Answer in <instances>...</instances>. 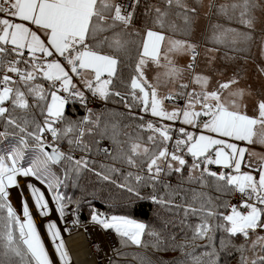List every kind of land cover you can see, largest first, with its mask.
I'll return each mask as SVG.
<instances>
[{
	"label": "snow or ice",
	"instance_id": "1",
	"mask_svg": "<svg viewBox=\"0 0 264 264\" xmlns=\"http://www.w3.org/2000/svg\"><path fill=\"white\" fill-rule=\"evenodd\" d=\"M141 3L142 0H0V118L4 121L0 140L7 139L10 128L19 130L16 146L0 154V237L5 248L4 256L15 255L22 264H72L56 221L50 219L47 228L58 260L50 256L41 238L28 199H22V216L13 207L9 188H20L19 178L35 177L37 181L46 183L47 188L43 190L42 186L28 184L29 197L40 215L50 217L58 211L60 218L64 217L66 206L71 201L58 191L62 181L52 172L53 166L67 162L76 172L91 171L102 180L115 183L104 171L90 167L94 161L66 154L48 144L44 136L50 133L54 140L71 136L69 145H84L83 137L92 132L89 123L99 124V120H90L91 109H88L89 116L77 122L67 119L64 111L70 98L86 105L88 97L82 90L86 89L104 100L110 95L119 97L129 109L139 107L142 112L161 120L182 121L183 125L194 129L142 122L139 127L144 128L146 124L154 135L123 141L128 144L127 150H121L118 157H113L121 158L138 169L134 177L137 183L147 180L155 188L157 182L163 183L162 174L176 173L183 179L187 169L189 180L196 179L203 186L208 183L207 178H214L217 190L241 194L244 211L238 210L236 205L229 206L227 202L218 205L203 192L193 190L191 202L184 206L185 213L200 214V223L192 228L190 240L179 241L176 235H172L168 238L169 244L161 239L160 233L151 231L149 235L156 238L154 247L160 249L163 246V250L191 247L193 252L199 247L212 248V251L203 253L208 257L207 261L198 256L193 259L196 264H218L219 254L210 233L214 228H223L231 237L240 235L244 238V243L233 245L240 253V264H264V255L256 254L255 259L248 255L255 253L257 248L264 251V156L254 160L256 153L249 152L254 141L264 144V99L257 102L255 114L250 115L247 105L242 102L246 89L238 87L237 78L218 80L216 87L210 90L208 85L212 77L194 74L189 83L179 85L184 90L178 94L185 101L184 105L171 110L164 107V101L175 100L176 95L161 96L160 75H157L155 83H150L144 68L149 61L153 62L166 70L164 76L169 77L170 82L171 78L181 77L183 72L195 69L199 55L197 44L189 39L174 38L177 33L187 36L198 15V8L190 6L188 0H160L159 6L145 8L144 14L151 16L153 27L158 25L161 30H146V39L140 46L135 64V75L129 82L127 95L139 104L128 105L125 94L110 91L115 87L113 80L117 78L121 63L119 53L127 50V37L132 34L129 29ZM210 6L218 8L229 20H237L239 26L246 29L241 31L239 27L225 28L218 24L215 26L220 32L216 37L218 43H224L225 38H230L233 44L250 40L259 20L256 12H264V0H226L223 4H216L213 0ZM177 19L183 24L178 25ZM177 53L190 55L191 62L183 69L177 67L172 59ZM258 71L264 73V67H258ZM73 74L81 78V85L74 83ZM41 77L50 82L49 89L35 83ZM193 84L198 85L199 90L192 87ZM30 97L35 98V103H30ZM34 107L39 108L43 116L39 122L32 113ZM18 109L22 111L18 112ZM137 118L143 120V117ZM173 131L178 133L177 137L171 135ZM84 148L87 150V145ZM28 149L33 150L34 157L27 166H23L20 162ZM186 155L192 158L191 164L185 159ZM209 165L229 171H211ZM111 170L119 171L115 167ZM63 175L67 177V167ZM132 176L133 173L128 172L126 179ZM119 187L137 197L140 195L129 184L121 183ZM164 187L169 188L170 185L164 183ZM46 191L53 195L46 197ZM151 199L165 206L172 204L171 200L157 195H152ZM50 200L55 201V207L50 206ZM218 207H230V211L225 215L217 210ZM220 218L223 224L211 222ZM91 220L104 229H114L124 238L123 243L131 242L138 246L144 243L142 238L148 228L145 223L127 216H105L95 210ZM197 240H207L208 243L196 244ZM3 264L16 262L5 260Z\"/></svg>",
	"mask_w": 264,
	"mask_h": 264
},
{
	"label": "trees",
	"instance_id": "2",
	"mask_svg": "<svg viewBox=\"0 0 264 264\" xmlns=\"http://www.w3.org/2000/svg\"><path fill=\"white\" fill-rule=\"evenodd\" d=\"M160 0H142L141 6L137 8V16L134 17L132 28L129 31L132 33L127 37L129 44L126 51L119 53L121 63L118 66L117 78H114V88L110 91H120L125 94V98L128 105H138L139 101L133 100L128 94L130 87L129 82L133 75H135V64L138 62L139 49L145 38V31L148 28L160 29L159 26L153 27L151 23V16L144 14L145 8L149 5L159 6ZM218 11V8L214 10ZM216 13L213 12L211 17V23L208 30L215 29L214 22H218L223 26L239 27L241 31H246L245 28L239 26V24L230 23L227 20H216ZM177 24H183L182 20L177 19ZM191 29V28H190ZM170 31V30H169ZM257 31L252 33L254 42H257ZM255 35V36H254ZM245 41V43H229L227 45H219L229 50L239 51L246 55H249L254 50V44ZM221 44V43H220ZM216 45V46H217ZM218 47V46H217ZM242 55V56H243ZM35 83L42 84L44 88L49 89L50 82L41 78H38ZM64 94V93H63ZM139 94V93H138ZM30 103H35V98L30 97ZM107 105L104 109H92L90 120H99V124L89 123V127L92 128L91 133H86L83 137L84 145H87V150L84 145L68 144V139L71 136L61 138L58 140V148L60 151L71 154H79L80 157H85L90 161H94V164H90V167H94L96 171H104L106 175H110L112 180L104 181L96 176L91 171L82 170L76 172L72 170V166L64 162L61 165H55L52 167V172L55 176L59 177L62 181L58 191L68 198L77 211V215L80 221L87 222L91 218L93 210L100 211L106 216L117 215L127 216L131 219L144 222L148 225L145 230V235L142 238L144 243L142 245H135L131 242L123 243L124 238L119 236L120 247L116 258H114L111 264H196L193 257H201L202 260L207 261L208 257L203 256V253L212 251V248L199 247L193 252L191 247H187L183 250L177 248L172 250L168 247V250H163V246L160 249L154 247L156 238L149 235L151 231L160 233L162 240L168 241V238L172 235H176L177 240L187 241L192 236V228L200 223V214L192 215L185 213V205L187 202H191V192H203L206 197H211L216 204L221 202H227L230 206L233 195L235 192L226 194L217 190L216 181L214 178H207L208 183L206 185L201 184L196 179H188V170L186 169L181 175L171 173L169 175L161 176L163 183L157 182L155 188L152 183L145 181L144 183H137L134 179L138 172V169L129 166L121 158L118 157L121 150L126 151L128 144L122 143L123 141L135 139L136 137L146 138L147 136L154 135V133L147 129L146 124L144 128H140L139 125L142 122L151 121L150 114H145L139 107H132L129 109L119 97L109 96L105 100ZM50 102V101H49ZM88 103V100H87ZM87 103L82 105L78 99H69V103L65 106L64 115L67 119L77 122L84 117L89 116L87 113ZM21 112L22 110H17ZM32 113L37 122L43 119L39 108H33ZM137 117H143V120ZM63 126V125H61ZM115 126V127H114ZM4 130V121L0 118V131ZM29 130H32V126H29ZM9 135L7 139L0 140V154H4L5 150H9L11 147L16 146L19 139L18 129H9ZM115 133V134H114ZM174 133V131L172 132ZM177 133V132H175ZM127 134V135H125ZM45 136V134H44ZM106 139L112 145L111 154H104L98 151L99 141ZM17 141V142H16ZM71 149V152H70ZM27 154L23 165L27 166L29 163L28 155L33 153L32 149L26 150ZM186 159L191 164V157L186 155ZM105 166L102 168L101 166ZM65 167L68 168V175L65 177L63 172ZM115 167L119 169L117 172H113L111 169ZM132 172L133 176L127 178V173ZM140 174H143L141 172ZM193 175H196L195 173ZM121 183L134 186L139 191V197L134 193H129L126 189H121L119 185ZM164 183L170 185L169 188L164 187ZM179 185V187H178ZM152 195H157L159 198L165 200H171L170 205H161L151 199ZM67 204V205H68ZM175 205H181L176 207ZM198 207V205H196ZM223 212L225 215L230 211L229 208L218 207L217 209ZM244 211V210H243ZM215 224H223L222 218L214 219L211 221ZM210 235L214 236L213 244L215 250L219 254L218 264H240V253L235 250L233 245H239L244 243V238L240 235L231 237L223 228H214ZM170 244L171 242L168 241ZM196 244H207V240H197ZM5 248L3 246V239L0 237V264H3L5 260L15 261L16 264H22L19 257L10 255L4 256ZM188 253H191L189 255ZM264 255V251L260 253Z\"/></svg>",
	"mask_w": 264,
	"mask_h": 264
},
{
	"label": "rangeland",
	"instance_id": "3",
	"mask_svg": "<svg viewBox=\"0 0 264 264\" xmlns=\"http://www.w3.org/2000/svg\"><path fill=\"white\" fill-rule=\"evenodd\" d=\"M218 1L219 2L217 4L226 3V0H218ZM207 10H209L207 12V19L208 20H210V18L212 17V14L214 12V13H216L215 15L217 16L216 20L219 17L220 19L227 20L230 23L238 24L237 20H235V19L229 20L226 16H224L222 13H220L219 9L217 11V9L214 10L213 7H211L210 9L207 8L204 11L206 12ZM256 15L259 17V20L256 23V26H255L256 30L255 31L258 32L261 30V35L258 37V33H257V37H255L257 42H254L253 37H251V41H249V42L254 44V50H256V52L258 51V54H259V57L257 56L256 58H254V62L256 64V66L257 67H264V12L257 11ZM218 24H220V23L214 22L215 26ZM224 27L225 28H236L233 26H224ZM198 29H201V28H198ZM145 34H146V32H145ZM211 34L214 37L212 40H209L210 42L208 41V44L206 42H203V39L201 40V43L200 42L199 43L194 42L197 44V46H198L197 51L199 52V55L197 56L196 61H195V69L193 71L183 72L181 77L171 78V82H170L169 77L164 76V72L166 71L164 68L157 66L156 64H154L151 61H149L145 65V68H144L145 75H146V77L150 83H155L157 75L158 74L160 75L159 94L161 96H166L167 93H171V92H173L172 94H177V95L179 93L183 92L184 90L181 87H179V85L183 84V83H189L194 74L211 76L212 79L208 85L210 90L214 89L216 87V83L218 80L220 82H223V81H226L232 77H235L237 79L239 78L240 72L237 70V68L243 66V64H244L243 59L240 58L243 55V53H240L239 51L229 50V49H226L224 47H220L219 45H227V44L232 43V42H231L230 38H225L224 43H221V44L218 43L216 37L220 36V32L216 28L214 30H212ZM212 42H213V44L214 43L219 44V45L214 44V45H217L219 48L216 49V48L211 47V45H213ZM172 59H174L175 65L181 69L185 68L191 62L190 55L187 53L174 54ZM163 63H164V61L161 60V64H163ZM214 67H215V69H214ZM221 70H225V71L230 70L229 71L230 74L227 75L225 72L222 75ZM262 76H263V74H262ZM252 79H253V76H252ZM240 81L241 82L239 83L238 87H240V85L243 86L244 79L242 78ZM191 86L196 87L197 90H199L198 85L193 84ZM83 90L85 91V93L88 97V100L91 97H94V98L98 97L99 99L104 100V99L100 98L99 96L92 95L91 92H88L86 89H83ZM231 90L232 89H229L228 91L231 92ZM60 94H62L64 96H68L67 93L63 94V92H61ZM252 94H257V95L262 94L264 96V90H263V92L246 90V96L252 97ZM226 95H227V93H226ZM178 96H180V95H178ZM243 98H244V96H243ZM184 103H185V101L182 99V104L177 105V106L176 105L172 106L173 104H169V103L164 101V107L166 109L171 110L172 108H175V107H182L184 105ZM88 109H90L89 106H87V110ZM91 110H92V108H91ZM87 113H89V112L87 111ZM145 114L148 115L150 113H145ZM150 117H151L150 118L151 120L155 121L154 124H170L173 126V128L185 126V127H188L189 130H194L191 128V126L183 125L182 121L170 122V121H166V120H161L160 118L154 117L151 114H150ZM171 135H173V137H177L178 133H175V131H174V133H171ZM171 146H172V144L170 142L169 143L170 149H171ZM249 152H252V145L249 147ZM26 154H27V151H26ZM257 156H259V154H256L253 157L256 158ZM25 157H26V155H25ZM25 157H24V159H25ZM33 157H34V153H29L28 158L31 160ZM24 159L22 161L27 162ZM185 159H186V156H185ZM225 170L229 171L228 169H225ZM19 184H20V188H16V187H10L9 188V193H10L9 199H10L13 207L16 209L17 213L22 216V199L23 198L28 199L30 212L33 215V219H34V221L37 225V228L41 234V238L44 240L45 246L48 249L50 256H52L55 260H58L59 257H58V254L55 253V245H54L53 241L51 240V235L48 232L47 224L49 223L50 219L56 221L58 226L61 228V232L63 235L65 228H64V224L62 222V218L59 217L58 211L52 213L50 217H44V216L40 215L38 210L33 206V201L29 197V189L27 188L28 184H33V185H36L38 187L42 186V190H43V189L47 188V184L44 183L43 181H37L35 177H21V178H19ZM235 194H236V192H235ZM45 195H46V197H51L53 195V193L51 191H46ZM233 198H235V195H233ZM231 205H233V204H230V206ZM50 206L55 207V201L54 200H50ZM238 210L243 211L244 209H243V207H238ZM97 212L102 213L100 211H97ZM102 214H104V213H102ZM41 220L44 221L43 222V230L45 232V236L43 234L42 228L39 225V223L42 222ZM89 221L93 222L91 220V218L89 219ZM138 222L144 223L142 221H138ZM93 223H95V222H93ZM96 224H98V223H96ZM100 226H102V225H100ZM262 252L263 251H261L259 248H257L255 250V253L250 252L248 255L250 256V258L255 259L256 254L260 255V253H262ZM72 264H74L73 261H72Z\"/></svg>",
	"mask_w": 264,
	"mask_h": 264
},
{
	"label": "built area",
	"instance_id": "4",
	"mask_svg": "<svg viewBox=\"0 0 264 264\" xmlns=\"http://www.w3.org/2000/svg\"><path fill=\"white\" fill-rule=\"evenodd\" d=\"M174 95H176L175 100H165V102L176 106L182 104V98L177 94ZM106 105V101L101 100L98 97H91L87 103V106H89L90 109H104ZM45 139L47 143L53 147L58 146V140H54L50 133H45ZM105 149L108 150L107 154H111L112 145H110L108 140L106 141V139H102L99 141L98 151L106 154ZM73 157L79 158V154H74ZM208 167L211 171L215 172L226 171L224 168L216 165H209ZM241 201V194L236 192L235 198H233L231 204L236 205L237 208L242 207ZM74 221H78V223H75ZM62 222L65 228V231L63 232V238L71 254L72 261L74 260V257L71 246L69 245V238L77 234L84 235L87 242L86 244L88 245V251L90 252V256L94 257L95 264H111L112 260L116 258L115 256H117L119 252L120 240L119 235L114 229H104L99 224L93 223L91 221H80L76 209L71 204L66 206L65 215L62 217Z\"/></svg>",
	"mask_w": 264,
	"mask_h": 264
},
{
	"label": "crops",
	"instance_id": "5",
	"mask_svg": "<svg viewBox=\"0 0 264 264\" xmlns=\"http://www.w3.org/2000/svg\"><path fill=\"white\" fill-rule=\"evenodd\" d=\"M117 2H121V0H117ZM219 1L215 0V3L217 4ZM188 3L190 6H196L198 8V15L195 17L194 21L191 24V29L189 31V33L187 34V36H185L182 33H177L175 34L174 38L176 39H189L192 42H197V43H201V40L203 39V42H206L208 44L209 40L213 39V35L211 34L212 31L208 30L209 25L213 22H211V18L210 20L207 19V12L209 10H207L206 12L204 10H206L207 8L210 9L211 8V4L213 3V0H188ZM214 9V8H213ZM201 28V29H198ZM153 30H161V29H154ZM256 30V29H255ZM146 32V31H145ZM169 34L170 31H169ZM261 35V30L258 31V37ZM255 36V35H254ZM145 38H146V34H145ZM144 38V40H145ZM210 42V41H209ZM242 43H245V41H242ZM213 44V42H212ZM211 47L218 49L219 47H217L216 45H211ZM249 52V51H245L244 55L241 56L240 58L243 59V66L238 67L237 70L240 72V76L238 78L239 83L241 82L240 80L243 78L244 79V83L243 86L240 85V87L249 90V91H260L263 92L264 90V73H261L260 71H258V67L256 66L255 62H254V58H256L257 56L259 57L258 51L256 52V50H253L249 53V55H246L245 53ZM61 62H64L62 58ZM215 69V67H214ZM222 71V75L226 72V74H230V70H221ZM216 72V71H215ZM263 74V76H262ZM253 76V79H252ZM73 80L74 83H77L78 85L82 84L81 78L79 76H76L75 74H73ZM83 90V89H82ZM173 93V92H171ZM169 93H167L168 95ZM226 95V94H225ZM251 95V94H250ZM261 99H264V96L262 94H252V97L246 96V94L244 95V98L242 97V102L243 104L247 105V111L248 113L251 114H255L256 112V106H257V102ZM175 106V105H172ZM252 152L259 154V156H257L256 158L253 157L254 160L258 159L259 157L264 155V144H260L258 141H254V143L252 144ZM22 165L23 163L20 162ZM227 172V170L225 171Z\"/></svg>",
	"mask_w": 264,
	"mask_h": 264
},
{
	"label": "bare ground",
	"instance_id": "6",
	"mask_svg": "<svg viewBox=\"0 0 264 264\" xmlns=\"http://www.w3.org/2000/svg\"><path fill=\"white\" fill-rule=\"evenodd\" d=\"M83 234L73 235L69 238V245L73 252L74 264H95L94 257L90 256L88 245Z\"/></svg>",
	"mask_w": 264,
	"mask_h": 264
},
{
	"label": "water",
	"instance_id": "7",
	"mask_svg": "<svg viewBox=\"0 0 264 264\" xmlns=\"http://www.w3.org/2000/svg\"><path fill=\"white\" fill-rule=\"evenodd\" d=\"M50 150V149H49ZM42 221V220H41ZM43 222L44 221H42L41 223H39V225H40V227L42 228V230H43ZM43 234H44V236H45V232H44V230H43ZM47 239V238H46Z\"/></svg>",
	"mask_w": 264,
	"mask_h": 264
}]
</instances>
